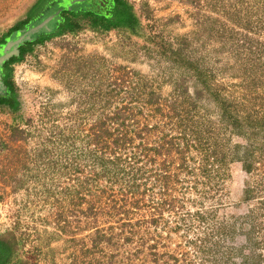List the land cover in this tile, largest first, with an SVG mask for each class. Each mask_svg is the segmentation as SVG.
I'll list each match as a JSON object with an SVG mask.
<instances>
[{
  "label": "rangeland",
  "instance_id": "1",
  "mask_svg": "<svg viewBox=\"0 0 264 264\" xmlns=\"http://www.w3.org/2000/svg\"><path fill=\"white\" fill-rule=\"evenodd\" d=\"M43 1L0 0V42ZM124 1L130 20L63 13L7 66L0 264H264V0ZM131 108L175 142L171 206L152 178L138 204L119 201L131 169L101 146L130 133Z\"/></svg>",
  "mask_w": 264,
  "mask_h": 264
},
{
  "label": "trees",
  "instance_id": "2",
  "mask_svg": "<svg viewBox=\"0 0 264 264\" xmlns=\"http://www.w3.org/2000/svg\"><path fill=\"white\" fill-rule=\"evenodd\" d=\"M51 1H54V0H44L43 9L46 7L45 4H49V2ZM101 2H104V1L103 0H92L91 1L92 4L90 5V7L89 6L84 7L83 2L75 3L73 4L71 10H67L64 8L63 13H69L71 15L72 14L75 15L79 12H82L85 15H90L92 20L94 21L93 22L94 25H98L101 23H111L112 25H118L122 23L123 21L131 19V16L129 15V12L127 9L126 2L124 0H105L103 6H101L102 5ZM43 9H41V5H40L39 8L36 10L38 13H36L35 16L36 18H39V20L42 19L46 14H48V13H43ZM67 20H68V16L63 15V20L61 21L66 22ZM25 23L26 22L17 24L16 26L12 28L11 31H15L18 28H21V26H23ZM54 31L55 29L50 32L53 33ZM50 32L46 30H41L38 33L37 40L39 41L43 40L45 36H48L51 34ZM22 44L18 46V51H19L18 55H14L10 57L7 61H5L1 65L2 68H0L1 69L0 71L1 79L4 85L6 86V91L8 93V97L4 98L3 96H0V102H6L8 105H11V106L15 105L16 101L12 97V91L14 87H13L12 82L8 79L9 74L6 72V69L10 62L15 61L22 57L23 53L28 49L29 47L28 45L31 44V42H28L26 46H21ZM164 112L165 110L161 106L160 108H156L153 110L154 115H157L159 117L162 116V117L168 118V115L165 114ZM151 116L152 115L143 116L141 112H138V111L136 112L132 110L131 108V131H130L131 134L128 133L127 130H125L123 125L121 124L117 126V128H114L117 131L116 132L117 136L113 138L114 148L111 151L107 150L108 149L107 140L103 138V140L105 141L106 147H107L106 149L103 144L101 146L103 156L106 157L105 160L108 158L107 156H109V158L112 157V159L115 160V162L117 161V165L119 166L120 170H124L126 167V166H123V164L120 162L126 161L128 167L131 169V196L127 194L123 195V193H121V196L119 198L120 203H122V205L124 206L125 205L131 206V203L133 204L139 203V201L143 197L142 195H144V193L146 192L145 190L148 189L146 185H144L145 182L148 180V178H152V180H154V183L156 184V186L161 191V194L163 195V198L160 199L159 204H165L167 206H171L173 205V200L175 199V197L171 196L170 194L171 192L170 190H172L170 181L174 179L173 176H176L177 178V174H175L176 172H171L175 169L172 165L173 158L170 159V155L173 154L174 150H176L175 144H174L175 142H173L174 140L171 138V136H168L167 134L161 132L162 127H160V121H157V123L152 126L148 124L149 117ZM172 117L173 115L171 114L170 118ZM112 119L115 120L114 123H116V120H118L116 116ZM180 124L181 123L178 122V126L181 127ZM173 125L176 126L175 122ZM114 129L112 130V132H107L105 130V133H109V136H112L114 135ZM159 133H162V134L159 136L158 135ZM128 134H130V136ZM153 136L157 137V140L155 139L153 140L155 144H151ZM102 137H104V134ZM184 149H185L184 146L178 145L177 153L180 154V156H183L182 154L184 152ZM106 151H108V155L105 154ZM118 151L120 153H118ZM208 156L213 157L219 163L223 161V157L217 152L216 149L211 150V154H208ZM208 156H205L202 158V161L204 162V164L200 166V169L202 170L204 174H206L208 171V166H209L207 163L209 160ZM122 157H126V159ZM158 158L160 160H163V162L158 163L156 167L155 164ZM179 159L181 160L179 169L184 170L185 167H188L186 159L185 157H180ZM146 163L149 165H152L154 169L148 170V168L145 166ZM243 163H244V166L247 172L249 173L252 172L251 169H253L252 168L253 162H248L247 160V161H243ZM263 178L264 177H262V179ZM177 180L179 181L178 178ZM261 182L263 185L264 180ZM257 183L258 182H256V185L253 186V188H256ZM140 187H143L144 191L138 190ZM247 190L250 191V188H247ZM251 191H252V188H251ZM118 209L119 208H116V211H118ZM122 209L124 208L121 207L120 208L121 211L119 212L126 213V211L125 210L122 211ZM0 250H1V247H0Z\"/></svg>",
  "mask_w": 264,
  "mask_h": 264
},
{
  "label": "water",
  "instance_id": "3",
  "mask_svg": "<svg viewBox=\"0 0 264 264\" xmlns=\"http://www.w3.org/2000/svg\"><path fill=\"white\" fill-rule=\"evenodd\" d=\"M82 1L84 0H63L62 2L60 1L59 3H61L62 6H59L55 11L46 14L38 22L28 26L24 32H19L17 37L8 38L6 40V43H4L0 47V68L1 65L10 57L18 55V46L22 44L23 41L30 40L32 35L39 33L41 30L49 31V23L60 13V11H62L64 8L67 10H71L73 4L80 3ZM5 90L6 86L4 85L0 75V94L3 93Z\"/></svg>",
  "mask_w": 264,
  "mask_h": 264
},
{
  "label": "flooded vegetation",
  "instance_id": "4",
  "mask_svg": "<svg viewBox=\"0 0 264 264\" xmlns=\"http://www.w3.org/2000/svg\"><path fill=\"white\" fill-rule=\"evenodd\" d=\"M60 1L62 2L63 0H54V1H51V5L52 6L48 10L49 12L47 11V13H51V12L55 11L61 5V3H59ZM91 1L92 0H84V1H82L84 7H88V6L90 7V5L92 4ZM61 20H63V10L60 11V13L49 23L50 31H53L54 29H56L58 27V25L62 22ZM38 21H39V18H36V17L28 20L23 26H21V28H18L17 30L12 31L9 36H6L5 39L0 42V47L4 43H6V40L8 38H15V37H17V35H18L19 32H24L27 29L28 26L33 25L34 23H36ZM37 38H38V33L32 35L30 40L23 41V44L21 46H26V44L28 42H31L32 43V42L36 41ZM1 68H2V66H1ZM0 96H3L4 98L5 97H8L7 91L5 90L3 92V94H1ZM3 105H7V103L6 102H0V106H3Z\"/></svg>",
  "mask_w": 264,
  "mask_h": 264
}]
</instances>
